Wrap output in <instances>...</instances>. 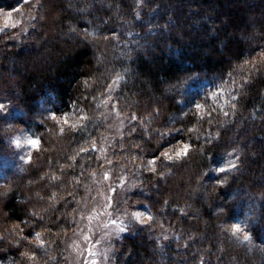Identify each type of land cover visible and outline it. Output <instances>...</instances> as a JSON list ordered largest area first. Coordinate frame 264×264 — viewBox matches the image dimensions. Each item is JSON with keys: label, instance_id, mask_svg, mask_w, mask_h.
Segmentation results:
<instances>
[{"label": "trees", "instance_id": "obj_1", "mask_svg": "<svg viewBox=\"0 0 264 264\" xmlns=\"http://www.w3.org/2000/svg\"><path fill=\"white\" fill-rule=\"evenodd\" d=\"M16 8L19 25L1 35L0 59L23 75L0 83V122L11 115L38 149L18 161L0 136L1 210L44 246L25 243L40 258L0 251V264H61L74 206L99 170L103 105L115 82L113 103L129 120L112 154L137 182L129 201L163 233L122 234L112 264H264V0H0L1 10ZM56 11L60 33L36 46ZM204 81L232 88L235 99L223 107L208 94L187 96ZM151 95L163 97L160 109L149 108ZM71 102L83 115L77 130L52 118ZM53 141L64 145L58 156ZM176 143L188 147L181 160L192 167V198L171 186L182 164L161 154ZM217 164L226 169L212 172ZM49 192L48 216L38 208Z\"/></svg>", "mask_w": 264, "mask_h": 264}, {"label": "rangeland", "instance_id": "obj_2", "mask_svg": "<svg viewBox=\"0 0 264 264\" xmlns=\"http://www.w3.org/2000/svg\"><path fill=\"white\" fill-rule=\"evenodd\" d=\"M22 10L19 8L13 10H1L0 9V37L7 31H11L13 28L19 25V15ZM11 13L9 27H4V20L8 18V14ZM59 12L52 14L51 19L48 21L46 29L42 32V39L37 40L36 46L40 45L41 42L46 40L50 41L52 36L59 34V28L57 25V17ZM18 22V23H17ZM15 24V27L11 25ZM7 50V48H5ZM4 51L0 50L1 54ZM40 55H36V61L40 59ZM23 69L12 65L11 62H3L0 59V83L12 84L17 81L19 77L23 75ZM117 82L111 85L107 92V99L103 105V121L105 124V131L100 134L99 142L97 147L98 161L100 163L99 170L97 169L93 172L91 178V185H87L85 193L82 198L79 199L78 203L74 206L72 211V228L65 235L62 243V262L61 264H112V256L115 252L116 241L122 234L133 231L135 229H140L144 227H149L155 229L158 232L157 237H160L163 233L160 224L154 220L149 212L143 210L139 204L131 203L129 201L131 194L138 188L137 182L134 179V175L129 173L125 166L121 163L120 159L116 158L112 154L113 148L122 140L124 129L128 123V117L119 114L114 103L113 97L117 92ZM194 93L208 94L213 100L217 101V104L221 106H226L230 100H234L236 95L232 88L221 85L219 83H213L210 81H204L195 87L188 90L187 96L193 97ZM161 96L151 95L148 97V106L153 108L156 106L160 109ZM40 109H48V104H46L45 98L39 100ZM6 120L0 122V136L6 133V139L9 144L14 148V152L18 161L28 162L31 156L38 149V140L32 137L30 134L25 132L22 128L13 124L11 121V115H3ZM55 119L57 126L62 127L67 130H77L79 129L84 121L83 115L80 114L79 110L71 102L69 108L59 116H52ZM67 121V123L65 122ZM4 137V136H3ZM35 140L37 144L35 146L28 143V141ZM52 140V139H51ZM53 143L50 146V151L53 156H58L63 152L64 145L61 143ZM51 145V144H50ZM184 143H176L168 148L161 151L163 158L171 162H180L182 164L177 168L176 176L171 180V186L173 189L180 188L181 192L186 193L190 198L194 197L188 189V184L192 181V167L191 164L185 160H181V157L187 155L184 152ZM188 149V147H187ZM181 153V155H177ZM59 156L57 159H60ZM56 160V159H54ZM186 163V164H185ZM179 164V163H177ZM215 165L212 172L220 171L221 169H226V166ZM55 179L54 177H50ZM51 187H55L51 180ZM48 183L41 186V190L48 189ZM48 191V190H46ZM44 192V191H43ZM51 192L47 196H42L44 198L41 201L39 211H44L46 215L49 216V212L55 207L56 202L52 199ZM34 198V194H30ZM41 200V199H40ZM202 203H205V199H201ZM40 202V201H39ZM109 203L111 206H109ZM28 202V207L30 206L34 209L33 204L30 205ZM36 209V210H38ZM134 213L138 214L139 219ZM45 222H49V217L43 216ZM6 214L1 210L0 201V251H4L8 248H21L24 249V255L31 258H40L34 252L33 248H29L25 243H34L35 246H44V243L40 239L31 240L25 239L24 233L22 232L21 226L14 224L6 219ZM116 220L120 227H124V231L120 232L117 224H113L112 221ZM221 222V221H220ZM107 224V227L104 225ZM239 225V224H238ZM232 225L228 226L230 233L232 232ZM242 229L241 232L236 233V235H241L243 232V227L239 225ZM21 229H20V228ZM25 231V230H24ZM87 237V238H86ZM94 253V255H93ZM54 257L50 255L49 258ZM44 260V258L42 259Z\"/></svg>", "mask_w": 264, "mask_h": 264}, {"label": "snow or ice", "instance_id": "obj_3", "mask_svg": "<svg viewBox=\"0 0 264 264\" xmlns=\"http://www.w3.org/2000/svg\"><path fill=\"white\" fill-rule=\"evenodd\" d=\"M24 2L27 3L28 0H24ZM10 17H11V13H9V14H8V18H6V19L4 20V27H5V28L9 27ZM17 23H18V22H17ZM11 26H12V27H15L16 25L13 24V25H11ZM0 31H3V29H0ZM65 122L67 123V121H65ZM28 143L31 144V145H33V146H35V145L37 144V141H35V140H31V141H28ZM184 152H185V153L187 152V147H185ZM177 155L179 156V155H181V153H177ZM153 162H154V161H153ZM221 171H223V169H221ZM109 206H111L110 203H109ZM133 215H135V216L137 217V219H139L138 214L134 213ZM112 223H113V224H117V221H116V220H113ZM104 226L107 227V224H105ZM117 227H118V229H119L120 232H123V231L125 230L124 227H120L118 224H117ZM241 231H242V229H241V227H240L238 224H233V226H232V232H233V234L239 233V232H241ZM86 238H87V237H86ZM37 239H39V235H38V234H37ZM247 239H248V236L245 235V236H244V240H247ZM93 255H94V253H93ZM93 264H95L94 261H93Z\"/></svg>", "mask_w": 264, "mask_h": 264}]
</instances>
